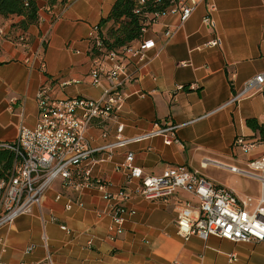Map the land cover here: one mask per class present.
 Returning <instances> with one entry per match:
<instances>
[{
    "label": "crops",
    "instance_id": "obj_1",
    "mask_svg": "<svg viewBox=\"0 0 264 264\" xmlns=\"http://www.w3.org/2000/svg\"><path fill=\"white\" fill-rule=\"evenodd\" d=\"M116 1L67 0L47 14L45 1L39 0V23L25 33L28 49L6 39L17 19L0 29V145L14 142L21 126H36V96L43 86H50L51 97L58 101H96L112 83L121 84L123 102L111 118L87 130L86 141L89 149L98 150L94 163H88L91 177L107 182L111 194L125 191L126 199L120 202L128 211L123 234L108 238L113 203L104 201L101 192L76 191L57 180L40 208L0 228V263L44 264L50 256L52 264H264V244L181 237L175 210L195 199L178 192L166 203L145 200L136 193L140 180L130 178L124 168L132 154V168L143 177L182 166L237 192L213 182V169H224L201 166L214 161L239 170L238 163L249 171L251 161L264 157V144H256L248 154L234 145L239 137L256 141L247 120L264 126V87L243 95L245 84L264 74V0H187L194 6L187 20L167 15L145 30L141 43L153 40L155 47L145 52L143 63L129 57L116 80L93 85L89 34ZM211 6L215 12L207 25L204 19ZM168 30L172 35L166 39ZM35 52L40 59H32ZM104 66L112 65L106 61ZM178 87L184 90L176 92ZM168 126L177 127L180 145L166 146L162 137L136 141ZM118 138L136 142L108 148ZM70 202L73 206L67 210ZM30 247L34 249L26 252ZM231 254L235 262H229Z\"/></svg>",
    "mask_w": 264,
    "mask_h": 264
},
{
    "label": "built area",
    "instance_id": "obj_2",
    "mask_svg": "<svg viewBox=\"0 0 264 264\" xmlns=\"http://www.w3.org/2000/svg\"><path fill=\"white\" fill-rule=\"evenodd\" d=\"M204 1V0H202ZM142 3V2H141ZM194 11L193 4L188 1H178L163 13L152 16V24L167 15L180 14L185 21ZM215 12L213 6L209 7L204 22L210 23L209 15ZM58 18V17H57ZM54 18V20H58ZM145 32V31H144ZM0 34L2 32L0 31ZM98 28L95 26L89 34V41L100 45L97 38ZM172 31L165 32L164 37L169 39ZM1 36V35H0ZM153 40L143 41L139 48H127L123 51L122 63H118L117 56L110 53L102 59H93L94 68L89 74L93 85H98L103 80L113 82L119 73L125 71V62L129 57H136L143 63L145 52L154 49ZM39 52L33 54V60L38 59ZM40 59V58H39ZM108 61L112 66L106 69L104 63ZM31 68L33 63L25 61ZM41 71L45 69L42 61L39 63ZM133 76L129 77V80ZM67 85L66 83L64 86ZM121 84H113L103 96L96 101L73 98L58 101L51 97L50 86H43L37 93L38 121L35 127L21 126L14 142L2 144L14 154V164L10 176L0 181V228L10 225L23 215L30 214L33 208H40L46 193L52 184L60 180L62 186L76 191L93 188L103 194V200L113 203L110 207L112 225L108 229V238L114 240L123 234L125 216L128 211L120 202L126 199L123 189L116 194L106 191L107 182L91 177L88 163H94L93 155L98 150L89 149L86 141L87 130L96 122L111 118L123 102ZM264 87V74L250 80L245 84L243 95ZM195 89V86H190ZM184 90V87L176 88V92ZM176 126L158 128L142 138L141 141L153 137H162L164 144L180 145L175 131ZM118 134L122 128H117ZM135 140H121L108 148L123 147ZM234 145L240 148L243 154H248L255 147L254 143L247 142L244 138H237ZM127 164L124 168L129 172V177L140 180V187L136 190L139 197L148 201L168 202L178 192L191 195L195 203L184 202L176 211V226L178 234L183 238L196 236L206 241L209 236L217 237L232 243H256L264 244V196L255 200L248 196H237L234 191L216 186L206 180L199 172L189 171L179 166L166 170L161 176H142L140 170L132 168L133 155L128 154ZM250 173L242 172L233 167H226L217 162L207 161L201 167L213 166L227 170L233 174H243L258 179L264 187V157L250 162ZM76 205L82 206L80 202ZM73 203L67 204L70 210ZM51 221H55L51 217ZM70 234L66 226L59 227ZM44 241L45 238H43ZM30 247L26 252H31ZM236 255H229V262L236 261ZM1 264V263H0ZM44 264H52L51 257L45 259Z\"/></svg>",
    "mask_w": 264,
    "mask_h": 264
},
{
    "label": "trees",
    "instance_id": "obj_3",
    "mask_svg": "<svg viewBox=\"0 0 264 264\" xmlns=\"http://www.w3.org/2000/svg\"><path fill=\"white\" fill-rule=\"evenodd\" d=\"M39 0H0V29L13 19L18 21L10 25L13 33L6 38L15 45L28 46L26 34L29 28L39 23ZM45 12L58 6H64L67 0H43ZM179 0H117L107 18H103L98 28L97 38L100 45L90 41L89 56L100 58L114 53L118 63H122L123 51L127 48H138L143 33L152 25V16L163 13ZM142 2V3H141ZM246 126L253 132L252 143L264 144V126L256 120H247ZM246 140V139H245ZM13 152L0 147V181L7 179L12 173L14 164ZM121 205H123L121 203Z\"/></svg>",
    "mask_w": 264,
    "mask_h": 264
},
{
    "label": "rangeland",
    "instance_id": "obj_4",
    "mask_svg": "<svg viewBox=\"0 0 264 264\" xmlns=\"http://www.w3.org/2000/svg\"><path fill=\"white\" fill-rule=\"evenodd\" d=\"M243 160L245 161V159ZM234 164L242 172H252L250 171V169L248 171L245 165H240L238 163ZM213 182H218L235 189L237 191L235 192L237 196H248L255 200H258L262 196H264V187H262L261 182L258 179H255L254 177H248L243 174H231L224 170L217 171L213 169Z\"/></svg>",
    "mask_w": 264,
    "mask_h": 264
}]
</instances>
